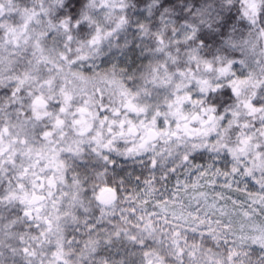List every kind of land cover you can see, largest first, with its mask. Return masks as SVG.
<instances>
[{
	"label": "clouds",
	"instance_id": "obj_1",
	"mask_svg": "<svg viewBox=\"0 0 264 264\" xmlns=\"http://www.w3.org/2000/svg\"><path fill=\"white\" fill-rule=\"evenodd\" d=\"M0 264H264V0H0Z\"/></svg>",
	"mask_w": 264,
	"mask_h": 264
}]
</instances>
